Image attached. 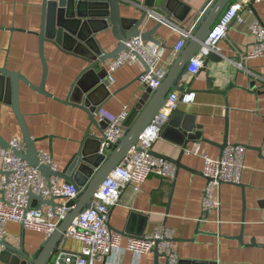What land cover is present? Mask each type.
<instances>
[{"label": "crops", "instance_id": "1", "mask_svg": "<svg viewBox=\"0 0 264 264\" xmlns=\"http://www.w3.org/2000/svg\"><path fill=\"white\" fill-rule=\"evenodd\" d=\"M129 1L122 2V17L137 20L147 13L143 31L152 30L163 15L158 9L162 0H155L152 10L145 6L146 0ZM205 3L206 0L171 2L181 19L173 20L172 27L164 26L153 36L165 45L164 58L169 61V67L181 31H190ZM42 5L43 0H0V68L20 73L36 87L41 85L43 74L39 47ZM255 7L264 22V0ZM151 12L155 13L154 17L150 16ZM253 21L256 18L252 13L247 16L246 25L233 27L220 42L217 54L222 62L210 60L207 67L209 77L215 79L211 89L207 88L208 78L203 72L199 78L183 82V91H177L179 96L194 97L191 103L181 102L176 111L194 118L202 140L191 141L184 147L183 122L177 121L166 137L154 144L152 149L156 156L178 160L186 169L178 172L176 169L173 179L151 176L139 193L133 187L124 190L109 220L112 230L125 234L123 247L128 237L142 238L165 226L174 232L173 251L179 260L264 264V57H244L255 45L250 33ZM97 37L108 52L116 47L110 30ZM44 47L49 66L46 90L54 98H47L21 83L20 107L34 139L53 137L51 143L49 140L37 143V149L47 153L52 150V159L58 171H62L77 152L89 118L58 99L68 97L74 80L87 63L65 55L51 44ZM142 71L143 64L138 63L125 65L112 74L114 82L110 83L109 91L113 99L104 107L106 114L117 117L125 108L132 111L139 104L143 90L137 79ZM253 83L256 84L254 90L251 89ZM0 136L8 142L22 140L12 107L1 101ZM225 142L245 148L241 184L221 185L216 191L220 208L206 216L202 201L207 186L203 176L204 159H221L226 151L221 147ZM4 156L5 149L0 146V170ZM22 230L21 224H8L6 241L19 247ZM44 239L41 233L25 230L27 253L33 255ZM82 247L81 242L68 240L64 252L66 256H78ZM61 255L54 264H59ZM155 259L154 253L136 257L125 251L111 254L100 264H155ZM166 262V257L161 256L160 264Z\"/></svg>", "mask_w": 264, "mask_h": 264}, {"label": "water", "instance_id": "2", "mask_svg": "<svg viewBox=\"0 0 264 264\" xmlns=\"http://www.w3.org/2000/svg\"><path fill=\"white\" fill-rule=\"evenodd\" d=\"M123 1L80 0L76 2L74 0H43V16L39 34L40 59L43 65L41 85L36 87L20 73L0 68V101L12 107L14 117L20 127L25 151L12 148L10 142L2 136H0V146L5 150H11L17 158L25 160L30 167L39 170L44 178L56 177L65 184L76 186L79 192L78 197L68 203L70 210L60 221L54 233L44 239V242L33 255L28 254L25 248L24 227L19 247L8 241H1L0 245L4 246V250L0 254L2 264H54L59 254L62 255L58 263L64 264L66 258L64 249L68 243L65 235L72 227L73 221L89 210L102 184L128 156L131 149L138 144L140 136L157 118L158 113L168 101L169 95L174 93V91H183L181 87L182 78L187 72L190 60L200 52L215 23L235 0H206L205 5L202 7L201 16L195 24V29L183 49L173 59V63L163 78L164 80L155 91L148 89L142 92L139 104L131 111L130 117L125 123L124 136L112 145L108 154L102 155L99 150L103 141L102 130L104 124L98 120V117L106 114L104 107L107 102L113 99L109 91L110 82L107 80V68L103 64L116 59L128 49L126 43L138 36L150 44L166 48L164 44L154 39L153 36L164 26L172 27L173 20L181 19L178 16V12H175V9L170 5L171 2H177V0H162L161 5L158 7L163 13L161 15L162 20L158 21L152 30L143 31V26L148 17L147 13H144L137 20L122 17L121 7ZM125 1L130 2L129 0ZM154 4L155 0L145 1V6L148 9L152 10ZM250 9L258 24L264 27V22L258 15L255 5L252 4ZM109 30L116 42V47L110 52L104 48L97 37ZM45 44H51L65 55H71L81 62L87 63V66L74 80L75 82L70 88L68 97L65 100L58 99L61 104L73 106L81 110L89 118V124L84 133L85 136L78 142L77 152L62 171H55L40 162L37 143L46 140L51 143L53 137L33 138L26 118L21 111L19 100L21 83H25L32 90L34 89L47 98H54V95L49 94L46 90L49 66L45 59ZM221 59L222 57L217 53H211L204 65L203 72L208 78V90L211 89L215 80L209 77L207 70L209 61L220 63L222 62ZM142 64L147 69L146 65ZM255 85L253 83L251 89L254 90ZM177 121L183 122L182 131L184 132L182 134L186 141L184 142V147L191 141L202 140V134L199 132L200 127L193 123L194 118L185 116L180 111L174 113L167 128L163 131L162 137H166ZM206 142L209 141L206 140ZM221 147L224 152L228 147V142H225ZM49 152L52 157V150H49ZM153 156H160L173 166H176L177 172L181 168L186 169L178 160L173 161L165 156H156L154 153ZM31 199L33 204L52 208L58 206L55 199L45 201L41 196H31ZM154 255H156L155 264H160L161 256L157 250L154 251ZM165 264H169L168 261ZM178 264L208 263L182 259L179 260Z\"/></svg>", "mask_w": 264, "mask_h": 264}, {"label": "built area", "instance_id": "3", "mask_svg": "<svg viewBox=\"0 0 264 264\" xmlns=\"http://www.w3.org/2000/svg\"><path fill=\"white\" fill-rule=\"evenodd\" d=\"M261 1L235 0L231 3L215 23L200 52L190 60L187 72L182 78L183 82L187 83L189 79L199 78L202 75L210 54L219 52L220 42L225 40L233 27L246 25L247 16L252 15L250 6ZM150 16L154 17L155 13L151 12ZM161 20L160 17L159 21ZM195 24L190 31H181V38L173 48L172 59L185 46L195 29ZM250 33L255 45L246 53L245 59L264 57V27L257 21H253ZM126 45L128 47L126 51L116 59L108 61L107 80L110 83L114 82L112 74L125 65L144 63L147 69L143 66L138 80L143 92L148 89L155 91L164 80L169 68V61L164 58V49L144 41L140 36L131 39ZM238 66L241 67V65ZM193 98L192 95L179 96L176 91L169 95L168 101L158 113L157 118L140 136L138 144L102 184L89 210L73 221L65 239H75L81 242L83 247L78 256L65 255L64 264H100L115 252L128 251L136 257H143V255L154 253L155 250L160 256L166 257L169 264H178L179 258L173 251L175 237L171 229L162 226L155 233L142 238L128 237V242L123 247L122 241L125 235L112 230L109 220L112 209L118 206L127 187H133L139 193L143 184L153 175L163 179H173L176 176L175 166L164 159L154 157L152 148L162 137L178 105L181 102L191 103ZM130 113L131 111L125 108L117 117L109 114L101 116L100 122L104 124V128L100 154H108L112 145L122 139ZM10 145L16 150L25 151L24 143L18 138L10 142ZM38 152L42 164L58 171L49 153ZM244 152V147L228 145L221 159L205 157L206 168L203 176L207 186L202 201L203 213L206 216L212 215L220 208L221 203L216 197V191L221 185L241 184ZM59 181L56 177L44 178L39 170L30 167L25 160L17 158L11 150H5L3 166L0 170V242L6 241V228L10 223L21 224L25 230L41 233L45 238L54 233L60 221L70 210L68 203L79 195L76 186ZM31 196H41L45 201L55 199L58 206L52 208L33 204ZM3 250L4 246L0 245V254Z\"/></svg>", "mask_w": 264, "mask_h": 264}]
</instances>
